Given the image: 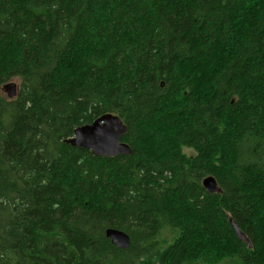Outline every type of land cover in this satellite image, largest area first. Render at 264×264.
<instances>
[{
  "label": "trees",
  "instance_id": "16d2710c",
  "mask_svg": "<svg viewBox=\"0 0 264 264\" xmlns=\"http://www.w3.org/2000/svg\"><path fill=\"white\" fill-rule=\"evenodd\" d=\"M0 264H264V0H0Z\"/></svg>",
  "mask_w": 264,
  "mask_h": 264
},
{
  "label": "water",
  "instance_id": "95a60500",
  "mask_svg": "<svg viewBox=\"0 0 264 264\" xmlns=\"http://www.w3.org/2000/svg\"><path fill=\"white\" fill-rule=\"evenodd\" d=\"M18 85L14 82H6L2 85V91L8 98H13L17 94ZM126 131V125L121 118L111 112H106L96 117L92 122L78 125L73 130V135L64 139L65 142L83 149L89 150L94 156L112 157L117 154L131 153V148L120 140ZM203 186L209 192L220 191L215 178L208 175L202 180ZM230 223L236 234L243 241L251 246L246 235L238 228L231 218ZM105 235L111 243L120 249L128 248L131 243L130 236L116 228H106Z\"/></svg>",
  "mask_w": 264,
  "mask_h": 264
},
{
  "label": "rangeland",
  "instance_id": "374dc122",
  "mask_svg": "<svg viewBox=\"0 0 264 264\" xmlns=\"http://www.w3.org/2000/svg\"><path fill=\"white\" fill-rule=\"evenodd\" d=\"M7 82H14L15 84H19V79L18 78H13V79H11V80H9V81H7ZM17 90H18V88H17ZM187 151V150H186ZM187 152H189V150L187 151Z\"/></svg>",
  "mask_w": 264,
  "mask_h": 264
}]
</instances>
